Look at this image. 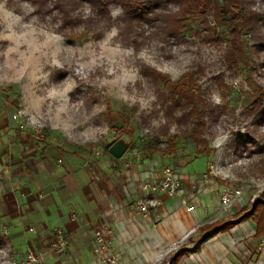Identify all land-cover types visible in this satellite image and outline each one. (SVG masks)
I'll return each instance as SVG.
<instances>
[{
	"label": "rangeland",
	"instance_id": "1",
	"mask_svg": "<svg viewBox=\"0 0 264 264\" xmlns=\"http://www.w3.org/2000/svg\"><path fill=\"white\" fill-rule=\"evenodd\" d=\"M252 6L264 13V0H252ZM120 13L119 7L113 8L114 16ZM51 25L27 3L11 7L8 0H0L1 171L8 166L7 156L37 154L43 147L77 150L90 158L114 157L109 146L121 128L120 139L131 160L151 155L143 143L168 121L164 95L181 91L184 76L197 71L194 76L203 98L216 108L207 119L211 149L217 140L241 148L253 159L249 172L254 183L263 188L264 35L260 42L245 37L246 53L233 70L223 61L226 44L203 41L195 34L200 23L192 17L185 39L169 43L154 39L138 51L122 44L117 27L93 40L82 30L65 37ZM218 30L226 33L224 25ZM145 65L155 70L157 85L142 73ZM182 130L175 123L170 126V133L180 136L176 148L183 157L194 155L197 148L203 151ZM161 141L165 146L166 138ZM169 166L178 168L175 162ZM2 177L8 191L10 179ZM14 188H9L12 194L17 192ZM4 191L0 188V195ZM3 208L0 205V211ZM1 222L4 231L6 223ZM2 237L0 264L11 254L6 236Z\"/></svg>",
	"mask_w": 264,
	"mask_h": 264
},
{
	"label": "crops",
	"instance_id": "2",
	"mask_svg": "<svg viewBox=\"0 0 264 264\" xmlns=\"http://www.w3.org/2000/svg\"><path fill=\"white\" fill-rule=\"evenodd\" d=\"M213 148H197L190 157L179 150L172 155L152 153L137 161L128 151L120 158H90L51 147L7 156L8 166L0 171L10 180L6 191L0 175L5 190L0 221L7 225L1 231L11 254L1 264H99L95 231L103 226L113 230L112 245L122 264H170L176 250L186 252L174 264H264V235L256 236L255 215L239 221L256 201H264V188L249 172L253 159L219 140ZM171 162L183 176L178 192L157 191V204L141 212L138 203L147 192L143 186L159 182ZM216 162L224 168L221 175L210 170ZM11 187L17 192L12 194ZM225 188L241 192L229 207L220 198ZM190 206L194 210L188 211ZM227 222H233L229 230L211 235L194 249L212 227ZM58 229L66 235V247L49 252ZM30 252L41 257L38 263H26Z\"/></svg>",
	"mask_w": 264,
	"mask_h": 264
},
{
	"label": "trees",
	"instance_id": "3",
	"mask_svg": "<svg viewBox=\"0 0 264 264\" xmlns=\"http://www.w3.org/2000/svg\"><path fill=\"white\" fill-rule=\"evenodd\" d=\"M29 4L37 17L50 19L54 32L65 37L82 30L93 40L102 39L114 27L118 28L119 40L136 51L147 41L158 39L169 43L185 39L187 22L192 17L200 23L196 35L207 43L226 44L223 61L229 69H236L246 53L248 44L245 37L260 42L264 33V13L252 6V0H8L11 7L21 3ZM119 7L121 13L113 15V8ZM88 9V13L85 10ZM224 25L226 33L219 31ZM264 42V41H263ZM253 48L256 43L251 45ZM197 72V71H195ZM195 72L184 76L185 85L178 93L164 95L162 104L166 107L167 123L159 129L151 140L143 143L145 149L163 155L175 154L178 134L170 133L171 124L183 128L182 135L191 138L198 146L210 149L207 134V119L216 108L207 102L201 93ZM142 73L155 85L159 78L155 70L147 65ZM221 81V79H220ZM123 129L117 130L119 140ZM161 138H166L162 145ZM113 142L109 148L115 143ZM264 200V197H262ZM255 215L257 237L264 235V201H256L251 212L239 221ZM233 222L212 227V232L202 238L194 247L211 235L231 228ZM0 229V245L4 243ZM180 250L170 264L176 263L184 254Z\"/></svg>",
	"mask_w": 264,
	"mask_h": 264
},
{
	"label": "built area",
	"instance_id": "4",
	"mask_svg": "<svg viewBox=\"0 0 264 264\" xmlns=\"http://www.w3.org/2000/svg\"><path fill=\"white\" fill-rule=\"evenodd\" d=\"M228 167L232 166L231 162L227 161ZM210 170L217 175H221L224 171V168L220 165V162L212 163L210 165ZM183 176L176 171L172 166H165L162 171V177L159 182L155 183H145L143 186L146 192V197L140 199L138 203V209L147 213L150 210V207L157 204L156 200L153 198V195L157 191H165L169 194H176L182 184ZM264 188V183L261 185ZM193 189H197V184H192ZM240 190L234 188H225L221 193V202L225 206H231L234 201L240 197ZM188 211L194 210V206L187 208ZM113 230L108 226H103L95 231V253L99 260V264H122L119 254L115 251L113 245ZM67 240L65 233L58 229L55 232L53 240L51 242L49 252L61 251L66 247ZM264 247V246H263ZM177 249V245L174 247ZM178 251L176 250L174 255ZM41 257L33 252H30L27 255L26 263L34 262L38 263ZM23 261L14 260L13 264H22Z\"/></svg>",
	"mask_w": 264,
	"mask_h": 264
},
{
	"label": "water",
	"instance_id": "5",
	"mask_svg": "<svg viewBox=\"0 0 264 264\" xmlns=\"http://www.w3.org/2000/svg\"><path fill=\"white\" fill-rule=\"evenodd\" d=\"M126 149V143L122 139H119L109 148V151L114 157L120 158L126 152Z\"/></svg>",
	"mask_w": 264,
	"mask_h": 264
}]
</instances>
